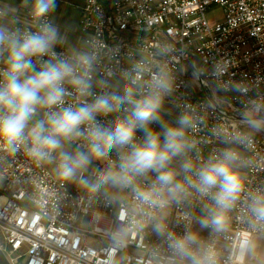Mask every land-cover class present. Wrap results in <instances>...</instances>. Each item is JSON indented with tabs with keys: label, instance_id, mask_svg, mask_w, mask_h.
Returning a JSON list of instances; mask_svg holds the SVG:
<instances>
[{
	"label": "clouds",
	"instance_id": "obj_1",
	"mask_svg": "<svg viewBox=\"0 0 264 264\" xmlns=\"http://www.w3.org/2000/svg\"><path fill=\"white\" fill-rule=\"evenodd\" d=\"M58 7L0 0V191L22 196L13 214L58 224L52 244L82 246L90 264H264V75L233 79L224 59L173 68L188 46L126 48L106 39L102 8L81 25ZM178 75L209 79V95L178 96ZM18 161L29 171L9 175Z\"/></svg>",
	"mask_w": 264,
	"mask_h": 264
},
{
	"label": "built area",
	"instance_id": "obj_2",
	"mask_svg": "<svg viewBox=\"0 0 264 264\" xmlns=\"http://www.w3.org/2000/svg\"><path fill=\"white\" fill-rule=\"evenodd\" d=\"M213 5L222 9L223 22L209 27L205 12ZM96 8L104 12V33L109 42L115 40L126 48L139 45L146 52L161 41L177 47L181 43L188 46L191 54L173 59V68L192 59L208 64L224 59L229 63L233 79L264 75V0H81V25L91 19ZM189 79L178 75L177 95L186 94L190 102L198 103L209 95L211 81L201 79L189 87L184 84ZM239 106L240 98L230 99L217 118H233ZM258 149L264 152V137L259 138ZM7 171L9 175H18L29 169L23 161H18ZM13 191L11 188L0 191V251L7 253L9 264H16L17 258L8 256L23 247L26 251L20 258L22 264H90L82 258V246L74 254L52 244L53 238L60 235L58 224L34 223L27 211L14 215L13 200L18 203L22 196H10ZM43 235H47V242L40 239Z\"/></svg>",
	"mask_w": 264,
	"mask_h": 264
},
{
	"label": "rangeland",
	"instance_id": "obj_3",
	"mask_svg": "<svg viewBox=\"0 0 264 264\" xmlns=\"http://www.w3.org/2000/svg\"><path fill=\"white\" fill-rule=\"evenodd\" d=\"M63 1H66V2H70V3H73L74 5H81V2H79L80 0H63ZM67 5H65L64 3L62 2H59V7L57 9V17L58 15L60 14H65V13H69L68 14V17H72L74 15V11L73 10H66ZM205 19L209 25V27H214L220 23L223 22V11L222 9L219 7V6H210L208 8V10L205 12ZM245 49H243L244 51ZM201 97H203V95H201ZM169 106V105H168ZM171 107V106H169ZM25 251H26V248L23 247V249L21 251H19L18 253H15L11 256H8L9 258H17V263L16 264H22V260H20V258H23L24 257V254H25ZM5 255H7V253H5Z\"/></svg>",
	"mask_w": 264,
	"mask_h": 264
},
{
	"label": "crops",
	"instance_id": "obj_4",
	"mask_svg": "<svg viewBox=\"0 0 264 264\" xmlns=\"http://www.w3.org/2000/svg\"><path fill=\"white\" fill-rule=\"evenodd\" d=\"M74 1H76V0H74ZM59 2H62L65 5H67L66 6V8H67L66 10H68V11L69 10H73L74 11V15L71 18L68 17V14H69L68 12L63 14V15L62 14L58 15V19L60 20V22L63 23L64 21L74 20V21H76L77 23L80 24L81 19H82V12H81V9H80L81 5H74L73 3L66 2V1H63V0H59ZM79 2H81V0Z\"/></svg>",
	"mask_w": 264,
	"mask_h": 264
},
{
	"label": "water",
	"instance_id": "obj_5",
	"mask_svg": "<svg viewBox=\"0 0 264 264\" xmlns=\"http://www.w3.org/2000/svg\"><path fill=\"white\" fill-rule=\"evenodd\" d=\"M0 264H9L5 255L0 251Z\"/></svg>",
	"mask_w": 264,
	"mask_h": 264
}]
</instances>
